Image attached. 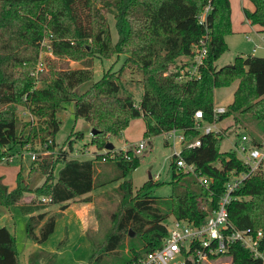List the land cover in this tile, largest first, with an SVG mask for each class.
Masks as SVG:
<instances>
[{"label": "trees", "instance_id": "obj_1", "mask_svg": "<svg viewBox=\"0 0 264 264\" xmlns=\"http://www.w3.org/2000/svg\"><path fill=\"white\" fill-rule=\"evenodd\" d=\"M250 1L254 9L244 7L245 17L264 32V0ZM207 6L210 11L201 22L200 15ZM106 12L114 14L116 41ZM231 13L230 0H0V163L17 145L51 140L54 149L61 125L58 112L65 102H73L75 115L97 130L91 144L98 149L105 148L110 135L121 134L133 118L142 117L144 139L182 130L180 156L195 167L194 171L178 167L179 156L174 154L172 193L159 197L150 192L155 185L152 178L137 190L127 179L140 164V156L132 150H119L113 159L104 153L78 159L68 157L69 150L60 147L55 156L39 161L37 169L45 180L34 189L24 184L21 168L12 189L0 175V205H20L22 212L30 214L26 224L30 240L44 243L55 232L58 216L49 214V205L65 210L69 201L94 190L95 161L103 159L113 160L120 169L118 178L125 180L118 186L121 201L112 214V227L105 240L93 248L87 264H139L145 254L162 246L168 234L165 220L170 215L196 224L206 221L218 207L232 171L247 169L234 149L221 150L227 129L203 134L199 128L214 121L216 88L238 81L233 101L218 121L237 112L248 114L264 134V57L237 55L228 65H216L228 49ZM46 37L58 57L93 61L95 57L126 54L125 62L141 72V100L136 102L131 94L121 95L122 76L112 69L85 91L77 92L76 86L94 76L88 61L85 69L73 71H60L50 62L52 69L42 70L36 77ZM202 40L207 41L208 54L201 75L190 77L185 72L184 78L181 70L188 62L178 63L192 57L195 45ZM39 80L42 84L37 86ZM18 105H25L35 119L21 129ZM200 109L202 120L195 117ZM196 138L201 139L200 146L188 147ZM253 140L260 138L255 135ZM201 175L213 178L209 187L202 184ZM29 192L42 196L25 204L22 201ZM235 196L239 198L228 206L231 224L238 229H264V175L246 179ZM91 200L90 195L83 197V201ZM260 247L264 250V238ZM226 255L232 264H263L240 242L232 244ZM0 264H23L16 237L7 226L0 227Z\"/></svg>", "mask_w": 264, "mask_h": 264}, {"label": "rangeland", "instance_id": "obj_2", "mask_svg": "<svg viewBox=\"0 0 264 264\" xmlns=\"http://www.w3.org/2000/svg\"><path fill=\"white\" fill-rule=\"evenodd\" d=\"M243 2L245 0H238V5L235 6L231 13L232 32L226 36L228 49L217 60L216 65L218 67L232 63L237 55L254 54L264 57V33L258 32L248 24ZM249 5L248 3L245 6L250 8ZM106 15L113 41H116L118 33L115 27L114 14L106 12ZM43 45L44 47L40 53L41 61L37 66L41 68L40 71L46 70L49 72L52 69L50 64L48 65L50 62H55L56 68L60 71L85 69V62L88 61L87 63L90 64L91 69L93 68L94 76L91 81L76 86L75 90L77 92L85 91L93 82L100 79L106 71L112 69L113 71H119L122 76L124 87L121 95L131 94L136 102L141 100L144 92L143 83L140 82L141 72L134 65L125 62L126 54L102 58L95 57L92 59L93 61L88 59L75 60L70 57L56 56L50 47V39L48 37L44 38ZM178 64L179 66L182 65V63ZM40 71L36 74V77H39ZM52 77H54V74H52ZM185 77L186 75H184ZM41 84V80L36 82L37 86ZM237 84L238 81H235L228 87L216 88L215 107L224 106L227 109V106L233 101ZM18 115L20 117V129L32 119L25 105H18ZM247 115L237 112L218 122V126L222 130L227 129L221 144L222 151H231L241 134L246 133L254 137L261 131L256 122ZM58 117L61 120V125L55 137L57 146L52 149L50 142L39 141L37 143L14 146L11 152L17 156L12 161H4L3 159L0 163L2 164L1 168L5 171L4 183L13 187L16 182L18 168L19 170L21 168L26 186L32 189L40 186L45 180V175L41 170L37 169L39 161L44 156H55L60 147L69 150L68 157L70 158L91 159L98 154L104 153L109 155L110 159H113V156L119 150H134L141 135L144 136V126H146L142 117L133 118L126 128L130 135H126L125 129L122 134L110 135L109 142L114 145V149L109 151L106 147L98 149L91 144L92 127L83 117L75 115L73 102H65L64 107L58 112ZM79 132H83L84 136L79 137ZM125 137L132 142L123 149ZM148 141L142 153L139 154V166L128 175L127 179L132 180L134 190H137L148 179L152 178L155 181V185L150 189L151 194L159 197L169 196L172 193L173 167L171 163L173 155L182 149L184 144L178 138L168 139L166 133L157 135L148 139ZM70 142H72V149L69 147ZM29 152L38 153L37 157L40 158L35 161L37 158L33 159ZM102 161L105 163H102ZM95 162V168L101 167L104 172L99 174L95 170L96 187L93 190L94 196L91 195L94 203L90 212L84 217L83 227H71V230H76L74 233H70L69 228V231H66L65 225H63L61 220L55 232L46 242L37 243L30 240L27 236L26 224L30 214L22 212L20 205L10 207L0 205V216L4 214L0 218V227L7 226L14 233L23 264H87L93 248L105 240L107 233L112 227V214L120 206L121 192L118 186L125 178H118L120 169L113 160L107 161L103 159ZM41 196L40 194L29 192L22 202L27 204L31 200H39ZM73 201L77 203L86 202L80 197ZM48 210L50 214H57V216L62 214L60 206L56 204L49 205ZM174 218V215L168 216L165 224L171 228ZM71 234L72 236L70 237ZM131 235H133V232H131ZM66 236L67 239L63 242L62 240ZM71 240H75V242L69 243ZM213 264H232L231 257H220V259L213 261Z\"/></svg>", "mask_w": 264, "mask_h": 264}, {"label": "built area", "instance_id": "obj_3", "mask_svg": "<svg viewBox=\"0 0 264 264\" xmlns=\"http://www.w3.org/2000/svg\"><path fill=\"white\" fill-rule=\"evenodd\" d=\"M210 11V6L205 8L204 13L200 15L201 22L205 21L206 14ZM208 54L207 41L202 40L200 44L195 45L192 57H187L184 62H188L182 73L187 72L190 77H199L201 68L206 62ZM41 70L37 67L35 74ZM184 77V75H182ZM29 110V109H28ZM226 111V107L217 106L214 109V121L199 125L201 132L211 133L219 132L221 128L218 126V118L220 114ZM30 120L34 121L32 113ZM195 117L202 120L204 117L203 111L197 110ZM177 129H173L166 133L167 137H177L181 142L184 140V134L177 135ZM259 141L253 140V137L243 133L239 136L234 144V151L240 160L246 165V170L241 172L232 171L229 180L225 183L223 194L218 203V207L210 212L206 221L202 224H196L188 219L174 218L173 226H167L168 234L163 241L161 247L148 252L139 264H213V261L220 257L227 256L226 252L229 247L240 242L249 248L257 258H261L264 264V250L261 249V244L264 238V229L253 230L252 228L238 229L234 227L229 220L228 206L230 202L239 198L235 196L237 191L246 179L254 174L264 175V134L260 136ZM48 142L51 143V140ZM201 139L195 140L187 144L188 147L200 146ZM146 139L140 140L135 149L132 150L136 155L141 154L146 147ZM43 152V151H41ZM181 152V151H180ZM177 153L178 167L185 171H194V164L187 163ZM33 159H36L38 153L29 152ZM17 156L15 153L4 158V161H12ZM200 180L203 185L209 187L213 182V178L201 175ZM44 201L48 198L43 197Z\"/></svg>", "mask_w": 264, "mask_h": 264}, {"label": "crops", "instance_id": "obj_4", "mask_svg": "<svg viewBox=\"0 0 264 264\" xmlns=\"http://www.w3.org/2000/svg\"><path fill=\"white\" fill-rule=\"evenodd\" d=\"M230 2H231V8H232V11H233V9H235V6L238 5V0H230ZM248 3L250 4L249 5V7H250L249 9H252L253 10L254 9V4L250 0H245V2H243L244 7H246L245 5L248 4ZM248 24L251 27H253V29L257 30L258 32L264 33L262 31H260V29H261L260 26L253 25L250 22V20H248ZM254 50H256V49H254ZM247 55H249V54H247ZM247 55H244V56H247ZM237 86H238V84H237ZM65 106H67V105H65ZM73 106H74V103H73ZM144 125H145V123H144ZM145 130H146V126H144V131ZM124 132L126 133V135H130V132H128V129H125ZM176 134L177 135H181V134H184V132L182 130H176ZM262 134H263V132L260 131V132H258L256 134V136L259 137V138H261L260 136ZM166 137H167V135H166ZM167 138L170 139L169 137H167ZM175 138H177V137H175ZM142 139H144V137L141 135V137L139 138V140L137 142H139ZM146 141H147V143L149 142L148 139H146ZM131 142L132 141H129L128 138L125 137L122 148L124 149L127 145L131 144ZM135 144H136V142H135ZM181 150L182 149H180L178 152H180ZM177 153H175V154H177ZM102 163H105V162L102 161ZM1 167H2V164H0V175H2L3 177H5V171ZM95 170H97L99 174H103V172H104L103 169H101V167L95 168ZM18 171H19V168H18ZM15 186H16V182L14 183V186L13 187H10L9 186V188L12 189ZM87 195H90V196L93 195L94 196V191H92V192H90V193H88L86 195H83L81 198H83V197H85ZM93 203H94V199L92 201L85 202V203H82V202L81 203H77V202H74L73 200L69 201L68 202V207L65 210H61L62 214L60 216H58V218H57L56 228L58 227L59 222L61 220H62L63 225H65L66 231H69L70 230V233H74L76 231V230H71V227H74V228L80 227V228H82L83 225H84V217L92 209ZM79 204H82V205H79ZM3 216H4V214H2L0 216V218H2ZM68 228H69V230H68ZM71 236H72V234L70 235V237ZM71 242H75V240L69 241V243H71Z\"/></svg>", "mask_w": 264, "mask_h": 264}, {"label": "water", "instance_id": "obj_5", "mask_svg": "<svg viewBox=\"0 0 264 264\" xmlns=\"http://www.w3.org/2000/svg\"><path fill=\"white\" fill-rule=\"evenodd\" d=\"M74 108H76V104H74ZM97 130L93 129L92 133L94 134ZM107 149L112 150L114 149V145L111 142H108L105 146Z\"/></svg>", "mask_w": 264, "mask_h": 264}]
</instances>
